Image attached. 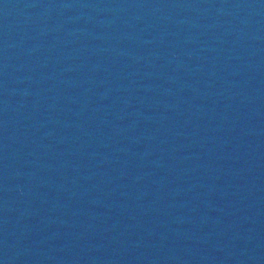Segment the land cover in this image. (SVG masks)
<instances>
[{
    "label": "water",
    "instance_id": "95a60500",
    "mask_svg": "<svg viewBox=\"0 0 264 264\" xmlns=\"http://www.w3.org/2000/svg\"><path fill=\"white\" fill-rule=\"evenodd\" d=\"M0 264H264V0H0Z\"/></svg>",
    "mask_w": 264,
    "mask_h": 264
}]
</instances>
